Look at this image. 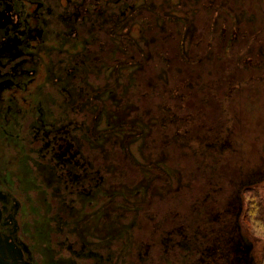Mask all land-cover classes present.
I'll list each match as a JSON object with an SVG mask.
<instances>
[{
	"label": "rangeland",
	"instance_id": "1",
	"mask_svg": "<svg viewBox=\"0 0 264 264\" xmlns=\"http://www.w3.org/2000/svg\"><path fill=\"white\" fill-rule=\"evenodd\" d=\"M109 1L115 31L111 16L102 14L96 34L102 41L88 43L91 53H103L97 61L82 44L66 45L76 66L71 70L77 69L66 78L43 54L47 66L36 83L49 67L48 75L55 77L47 85L58 93L43 127L71 146L40 147L28 162L39 165L21 170L26 185L22 182L24 196L19 195L39 264H264V239L243 225L249 202L253 212V201L264 208V0ZM171 33L181 37L179 57L202 63L206 78H216L222 67L229 70L227 61L237 64L223 74L231 85L218 84V93L229 98L223 129L212 126L190 138L175 92L159 90L144 100L135 85V74L157 52L150 49ZM156 77L168 81L164 71ZM203 78L200 82L215 83ZM154 80L152 88L158 85ZM51 154L81 176L78 181L67 176L70 189L57 167L46 166ZM31 176L34 183L26 182ZM81 184L87 190L79 200L74 192ZM158 199L165 205H157Z\"/></svg>",
	"mask_w": 264,
	"mask_h": 264
},
{
	"label": "flooded vegetation",
	"instance_id": "2",
	"mask_svg": "<svg viewBox=\"0 0 264 264\" xmlns=\"http://www.w3.org/2000/svg\"><path fill=\"white\" fill-rule=\"evenodd\" d=\"M109 2V0H0V264H39V255L29 238V229L32 225L28 222L24 200L19 195L20 191L24 196L26 185L21 170L39 165L37 160H33L32 165L28 162L30 156L34 157L40 152V147L43 149L50 147L52 150L53 147L64 149L71 146L70 141L52 135L53 130L43 127L47 123L46 116L54 114L55 95L58 94L55 85L48 87L53 84L55 77L52 74L48 75L49 67L44 79L36 83L43 66H47L44 64L43 54L49 58L50 67H60V74L64 77H69L77 70H71L76 66L72 64L73 60L65 49L66 45L82 44L83 51L87 50L91 58L97 61L99 59L97 57L103 53L101 54V51L91 53L88 50V43L95 39L101 40V35L96 34L99 23L103 21L102 14L108 18L111 16L113 24L111 28L115 31L113 26L116 24L114 22L116 16L106 9ZM132 3L133 1L129 4ZM96 7H100L101 10H95ZM99 19L101 21H98ZM107 21L109 24V20ZM101 43L109 44L107 40ZM91 58L84 63L92 61ZM59 80L64 79L58 77ZM23 93L26 95L19 97ZM58 99L60 96H57L56 100ZM71 111L72 108L69 109V112ZM67 121V131L70 134L73 131L72 127H69L72 122ZM44 138L48 140L45 142ZM39 141L42 142V146H39ZM67 163L70 165V161ZM46 166L57 167L65 180L63 182L65 190L71 188V181L67 176H72L71 178L76 181L81 180L80 175L72 174L71 168L66 167L65 163L61 164L58 157L52 154ZM36 175L39 177V172H36ZM27 180L34 183L32 176L28 177L26 182ZM86 190L81 184L78 193L74 192V195L79 200L82 196L86 198ZM158 200L157 205L161 207L165 205ZM153 201L155 200H150ZM155 210L159 213L157 209Z\"/></svg>",
	"mask_w": 264,
	"mask_h": 264
},
{
	"label": "trees",
	"instance_id": "3",
	"mask_svg": "<svg viewBox=\"0 0 264 264\" xmlns=\"http://www.w3.org/2000/svg\"><path fill=\"white\" fill-rule=\"evenodd\" d=\"M204 13L205 12L203 10H200L198 12V16L202 17ZM180 38L181 37L179 34L173 35L171 33L165 37V41L169 42V45L167 43V46L163 47L166 42L162 41L163 43L158 48L150 49L153 53H155V51L157 52L155 55H153L152 59L146 60L147 62H144L145 64H143L142 67L144 71L140 70L135 74V78L137 75L135 85L138 88H141L144 100L147 98H154L155 95L159 93V90L165 94L168 92H175L177 99L176 101H178V103L182 106L183 111L186 112L185 116H187L186 118L188 119V123H186L187 136L193 138L194 136L202 134L213 127L223 129V127L226 126L228 120L224 115V109L225 105H228L229 98L225 97L224 94L218 93L220 88V86L218 87V84H224L226 86L231 85L228 79H223V74L226 75V72L229 73L230 69L237 70V64H229L227 61V67L229 70L226 68V66L222 67L220 70L216 71V78H206V76H203V69L205 66L202 63L199 64L200 66L197 65V63L191 64L190 61L179 57L178 47L180 45ZM208 41V36H206V39L202 40V43L206 42L204 44H207L209 43ZM161 56H163L164 60H166V63L162 61ZM133 59V54H129L126 58V60L129 62H131ZM141 59L143 60V56L139 57V60ZM225 63L226 61L220 64V66L226 65ZM172 66L174 68H172ZM156 67L158 68L157 71L154 70ZM194 68L197 69V72H195ZM160 71H164L167 74V82L161 79L158 80L156 77V74H158ZM150 72L154 74L152 75ZM154 76L157 78L158 82L154 80ZM202 76L205 77L206 80L211 79L215 81V83L209 82L207 84L206 81L203 83L201 80L203 83L202 84L200 82V77L203 78ZM151 79L158 83V85H155L156 87L154 86V88L149 86ZM204 84H207L208 87H205ZM228 97H231V95ZM183 133L184 132H182V135H184ZM247 191L250 192L252 189H247ZM253 197L254 196H252V198ZM258 201H253L255 209H258L256 211L254 209V212L252 211V208L250 209V206L252 205L251 202L248 203L243 215V218L245 219V223H243V225L248 234L251 236L253 235L257 240H261L264 239V223L261 222L264 221V219H261L259 209L263 211L264 208L260 206L261 204H257L263 202ZM249 213H253V215L255 213L256 215H254L255 217H251ZM263 214L264 212L261 213V216ZM249 216L251 218H249ZM257 216L260 218H257ZM250 220L253 223H249Z\"/></svg>",
	"mask_w": 264,
	"mask_h": 264
},
{
	"label": "bare ground",
	"instance_id": "4",
	"mask_svg": "<svg viewBox=\"0 0 264 264\" xmlns=\"http://www.w3.org/2000/svg\"><path fill=\"white\" fill-rule=\"evenodd\" d=\"M4 141V140H3Z\"/></svg>",
	"mask_w": 264,
	"mask_h": 264
}]
</instances>
